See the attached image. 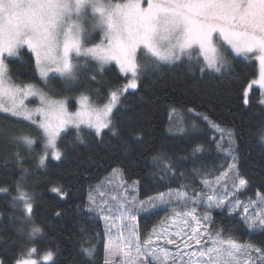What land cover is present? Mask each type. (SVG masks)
<instances>
[{"label":"snow or ice","instance_id":"obj_1","mask_svg":"<svg viewBox=\"0 0 264 264\" xmlns=\"http://www.w3.org/2000/svg\"><path fill=\"white\" fill-rule=\"evenodd\" d=\"M89 14L95 21L93 29L103 33L99 43L90 41L85 28ZM222 45L236 56L259 61V79L251 83L264 88V0H0V113L39 131V136H33L11 126L0 129V264H58L57 252L37 247L46 233L36 219L35 189L26 182L29 169L21 145L36 157L38 168L47 169L49 159L63 162L71 152H75L76 174L80 169L107 166L108 175L97 184L89 183L87 196L75 204L85 223L95 217L105 222L104 264H264V240L241 242L232 229L217 227L212 217V209L228 216L242 209L243 227L249 233H264V177L253 197L247 202L239 199L237 194L252 188L255 177L243 169L237 131L212 118L215 104L187 108L191 117L177 128L187 147L172 150L162 145L147 155L132 147L143 144L145 129L123 112L122 97L140 88L146 76H159L162 66L184 67L186 61L185 70L194 80L209 75L217 80L200 89L201 97L227 107L228 89L221 91L220 85L233 71ZM25 50L34 54L36 69L45 81L55 78L49 73H56L65 83L77 84L79 70L89 68L91 59L97 67L85 73L89 80L97 82L105 66L115 62L125 82L106 85L102 106L81 93L73 112L69 110L73 97L12 79L9 63L22 58ZM142 57L153 63H144ZM243 97L245 106L250 105L248 89ZM257 103L264 106V93ZM202 125L219 133V138L202 140ZM69 134L71 139L62 143ZM257 135L264 162V119ZM41 139L37 153L35 146ZM81 145L84 152L79 151ZM213 145L225 153V162L209 169L205 154ZM248 152L252 154L251 146ZM136 169L138 178L132 179L129 173ZM145 180L181 183L176 190L139 199ZM45 186L59 200L72 196V186L63 179H48ZM205 202L208 210L198 212ZM161 205L167 206L165 211L171 209V215L142 238L137 216L153 215ZM51 207L53 218L68 216L67 210ZM10 229L13 235H7ZM79 231L83 234L76 252L79 259L70 264H94L99 233L89 237L83 225ZM161 239L174 250L159 246L156 241Z\"/></svg>","mask_w":264,"mask_h":264},{"label":"trees","instance_id":"obj_2","mask_svg":"<svg viewBox=\"0 0 264 264\" xmlns=\"http://www.w3.org/2000/svg\"><path fill=\"white\" fill-rule=\"evenodd\" d=\"M99 33H95L90 40L92 43L97 41ZM99 40V39H98ZM229 63L232 65V75H226L223 79L226 84H221V91L228 89L230 101L227 107L221 106L214 99L209 100L206 97H201L200 89L207 88L217 84L214 75L204 77L201 81L193 79L192 75L184 67L169 68L162 66L163 71L159 76L149 74L144 78L140 88L129 91L122 97L123 112L127 116L134 117L133 123L138 127L145 129V137L143 144L133 143L132 147L136 152L143 151L146 155L152 150L159 149L162 145L169 149L176 150L187 147L185 139L179 132L171 130L172 122H177L180 119L185 121L190 119L191 114L187 115V108L196 105L199 109L205 107L211 108L215 104V110L211 113L212 118L218 123H222L223 127L233 128L237 131L240 139L238 143L241 147V154L244 157L243 169L249 175L255 177V184L249 190H244L238 195L241 197H253L254 192L260 190L261 177H264V162L261 161L259 153L261 149L257 146L258 125L264 119V106L257 103L259 94L256 86L248 88L250 105L245 106L243 102V91L247 83L254 78L257 72L255 60L251 58L233 57L230 53ZM144 63L151 65L153 61L150 58H141ZM89 68H81L79 70L80 81L77 84L65 83L64 79L51 75L46 83H42L35 72L34 61L32 55L25 50V54L20 59L12 58L9 67L12 74V79L19 83H33L39 85L45 91L53 89L56 92H62L63 95L73 97L69 105V110L76 107L75 96L78 93H85L91 98V101L101 103L106 99L107 87L109 83H121L123 76L119 74L113 65L106 66L103 73L97 75V82H92L87 78L85 73L94 69L92 61L88 60ZM199 76V73L196 74ZM60 98V97H57ZM176 111L172 112L171 109ZM182 115V116H181ZM181 116V117H179ZM15 127L24 132H30L33 136H37L38 131L33 126H29L28 122H20L16 118L5 113H0V129L6 127ZM203 136L202 140L213 136V131L202 125ZM87 134L88 129H84ZM71 139V134L65 137L63 142ZM116 143L115 139L112 140ZM38 145V144H37ZM249 146L252 148V154L249 155ZM15 150V149H13ZM20 151L26 156L25 167L29 169V177L27 183L34 187L36 194V219L44 227L46 236L39 240L37 247L42 250L52 249L57 252L58 264H70L76 257L78 250V242L83 235L80 233V226L83 225L88 229V236L93 232L99 233L96 240V259L94 264H103V229L102 219L95 217L92 221L85 223L75 212V204L87 196L88 184H96L103 176L108 173L107 166L91 167L87 170L80 169L79 173L74 172L75 161L72 156L75 152H71L69 159L63 162H57L49 159L47 169L38 168L35 163L36 157L28 155V149L20 146ZM79 151L84 152L85 149L81 145ZM205 163L209 169L224 163L223 156L212 146V151L205 154ZM223 160V161H221ZM191 168V165L187 166ZM19 172H16L14 178L19 177ZM132 179L138 178L139 169L129 173ZM34 177V179H33ZM48 179L58 180L63 179L66 184L72 186V196L66 200H59L46 189V181ZM181 183L180 180L166 181L157 183L155 181L148 182L145 180L137 193L139 199L147 198L148 196L156 195L159 192H168L169 189L176 190ZM50 186V185H49ZM59 207L67 210L68 216L64 219L52 217V207ZM155 212L153 215L140 214L137 216L138 226L142 238L148 234V230L161 219L165 210ZM19 215V210H17ZM212 217L216 221L217 227L232 229L234 238L243 242L252 240L259 242L264 240V233L257 230L255 233H249L243 227L240 216L237 213L228 216L220 211L213 210ZM14 229H10L7 235H13ZM71 235L72 239H69ZM227 235V232L225 233Z\"/></svg>","mask_w":264,"mask_h":264},{"label":"rangeland","instance_id":"obj_3","mask_svg":"<svg viewBox=\"0 0 264 264\" xmlns=\"http://www.w3.org/2000/svg\"><path fill=\"white\" fill-rule=\"evenodd\" d=\"M95 23V21H94V19L93 18H91V15L89 14V18L87 19V21L85 22V28H86V30L88 31V34H89V39L91 40L92 38H93V36H94V34L95 33H99V36H98V38H97V41L96 42H94V43H99L100 42V39L102 38V35H103V33L100 31V29L99 28H96V29H93V24ZM99 39V40H98ZM217 43H218V45L220 44V42L219 41H217ZM221 51L223 52V54L227 57V59H228V61H230V56H229V54L228 53H230L231 54V56H233V57H243V58H246V57H244V56H236V54L234 53V52H232L231 51V49L227 46V45H222L221 46ZM29 52V51H28ZM31 55H32V57H33V61H34V67H35V72H36V74H37V77H38V79L42 82V83H46V81L44 80V79H42L41 78V76H40V74H39V72H38V70L36 69V66H35V57H34V54H32L31 52H29ZM254 60H255V62H256V66L255 67H257V72H256V75L254 76V78H252L248 83H247V85L245 86V88H244V91H245V89H248L249 87V85L251 84V86H256L257 88H258V93H260L259 94V97L257 98L258 100L259 99H261L262 98V93H264V88H261L260 87V85L259 84H252L251 82L253 81V80H258L259 79V74H260V65H259V61L258 60H256L254 57H252ZM90 61H92V63H93V65H94V67H97V63H96V61H94V60H91V59H89ZM84 59L83 58H80L79 59V63L80 64H84ZM109 65H113L116 69H117V71L119 72V70H118V66L115 64V62H112L111 64H109ZM106 66H108V65H106ZM105 66V67H106ZM119 74H121L120 72H119ZM51 75H54V76H58V77H60L59 76V74H56V73H49V76H51ZM122 75V74H121ZM123 76V75H122ZM61 78V77H60ZM63 79V78H62ZM125 82V79H124V77H123V80L121 81V84L122 83H124ZM37 87H39V88H42V87H40L39 85H36ZM129 91H133V90H129ZM128 91V92H129ZM244 91H243V93H244ZM248 91H249V89H248ZM81 93H83V92H81ZM81 93H78L76 96H75V98L76 97H79V95L81 94ZM85 94V93H84ZM29 99H32V98H29ZM243 99H244V97H243ZM242 99V100H243ZM75 102H76V99H75ZM106 102V99L103 101V102H101V103H97V102H94V101H92V103L93 104H95V105H98V106H102V104L103 103H105ZM30 106H34V105H30ZM78 107H79V104L76 102V107L75 108H73V109H71L70 111H76L77 109H78ZM185 113H187V115H189L190 113H188V112H185ZM6 114V113H5ZM7 115H10V114H7ZM182 116V115H181ZM181 116H179V117H181ZM182 122V121H181ZM180 126H182L181 124H180V119H178L177 120V122H172V125H171V130L173 131V132H178L177 131V128L178 127H180ZM34 127V126H33ZM35 128V127H34ZM36 129V128H35ZM37 131H38V129H37ZM213 131V130H212ZM213 133V135H215V136H217V138H219V133H215L214 131L212 132ZM37 136H39V131H38V134H37ZM226 146V145H225ZM41 147H42V139H41V142L38 144V145H36L35 146V150H36V152L38 153V152H40V150H41ZM215 149H216V147H215ZM218 152H220V151H218ZM220 154H222V156H223V160H224V162H225V153H223V152H220ZM223 160H221V161H223ZM35 163L37 164V159H36V161H35ZM220 165V163L219 164H217V166H219ZM108 175V173L105 175V176H103L99 181H101V180H103L106 176ZM98 181V182H99ZM97 182V183H98ZM96 183V184H97ZM106 190H108V191H110V188H106ZM167 193V192H166ZM111 194H115V193H111ZM239 194V193H238ZM237 194V195H238ZM157 195V194H156ZM156 195H152V196H156ZM238 197H239V199L241 200V201H243V202H247V200H248V198L249 197H241L240 195H238ZM144 199H146V198H144ZM165 207H167V206H165V205H161V209L162 208H165ZM180 209H179V207H177V211H179ZM208 209H207V207H206V202L205 203H202L199 207H198V212H204V211H207ZM213 210H215V211H220L221 209H212L211 211L213 212ZM242 213V209H240L238 212H237V215L238 216H240V214ZM143 214V213H142ZM171 215V209H169L168 211H165L164 213H163V215H162V217H161V219H163L164 217H166V216H170ZM100 218V217H99ZM161 219H159V221L161 220ZM159 221L156 223V224H154L148 231L150 232L151 231V229L154 227V226H157L158 224H159ZM169 223H171V221H169ZM137 224H138V221H137ZM102 229H103V233H104V230H105V222H104V220L102 219ZM172 231H176V227L175 226H173L172 227V229H171ZM113 231H115V230H113ZM148 232V233H149ZM105 237H104V235H103V241H104V243H105ZM156 243L159 245V246H161V247H168L170 250H174L173 249V246L172 245H167L166 244V242L163 240V239H161V240H159V241H156ZM104 259H105V249H104V245H103V264H104Z\"/></svg>","mask_w":264,"mask_h":264},{"label":"crops","instance_id":"obj_4","mask_svg":"<svg viewBox=\"0 0 264 264\" xmlns=\"http://www.w3.org/2000/svg\"><path fill=\"white\" fill-rule=\"evenodd\" d=\"M103 226V225H102Z\"/></svg>","mask_w":264,"mask_h":264}]
</instances>
